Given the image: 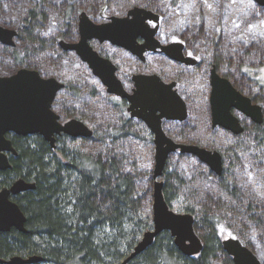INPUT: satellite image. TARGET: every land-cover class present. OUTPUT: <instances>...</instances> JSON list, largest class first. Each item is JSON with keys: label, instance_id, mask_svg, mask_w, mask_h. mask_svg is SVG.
Segmentation results:
<instances>
[{"label": "trees", "instance_id": "16d2710c", "mask_svg": "<svg viewBox=\"0 0 264 264\" xmlns=\"http://www.w3.org/2000/svg\"><path fill=\"white\" fill-rule=\"evenodd\" d=\"M163 2L171 10L174 29L187 36L189 42L195 43L204 36L217 53L224 42L220 50L227 55L235 45L232 54L238 66L264 63V23L259 24L253 13L237 15L234 25L226 31V3L214 0L216 6L210 8L212 19L210 12L204 11L202 5H194L193 0ZM82 6L89 8L92 3L90 0H0V19L18 29L17 46L0 47V63L8 60L31 63L33 56L37 58L38 53L43 54L54 44L55 31L61 23L66 31L70 29L74 10ZM216 26L220 32L219 41L215 42L207 35L206 27ZM262 91L255 96L263 106L262 123L250 125L242 139L223 154L224 170L220 176L201 166L188 173L180 165V159H188L189 155H172L170 158L178 160L172 162L169 158L166 162L164 198L171 208L193 215L194 230L203 242L201 252L193 257L184 256L169 232L163 231L127 264H232L221 246L217 230L221 224L245 238L246 245L264 264ZM130 132V124L125 120L103 123L93 139L105 146L93 152L76 148L71 137L66 138L58 153L52 152L39 136L34 139V147L19 138V154L11 159L12 167L6 173L35 181V188L16 199L26 216L28 231L0 232V256L40 254L52 264H120L140 240L142 230L152 226L142 214L150 192L144 180L145 172L124 150ZM243 152L248 154V161L240 156ZM242 161L262 169V176L255 184L243 180L242 173H235ZM199 176L207 183L198 186Z\"/></svg>", "mask_w": 264, "mask_h": 264}, {"label": "flooded vegetation", "instance_id": "af4514ba", "mask_svg": "<svg viewBox=\"0 0 264 264\" xmlns=\"http://www.w3.org/2000/svg\"><path fill=\"white\" fill-rule=\"evenodd\" d=\"M92 6L89 8L87 7H78L74 10V21L73 25L70 26L68 31L65 30V26L63 27V23L59 25L58 29L55 31L54 35V44L51 47H47L46 51L43 54L38 53V57L35 58L33 56L32 62L29 64L19 63L18 61H3L0 63V77L1 78H9L16 74L18 70L25 69V70H32L38 72L39 76L42 78H54L56 81L62 84V86L55 92L53 99L51 100L50 109L58 116V121L61 124H64L70 119H78L83 121L91 130L92 135L90 137H76L72 138L73 141H80V140H90L93 139V134L96 131L94 127H90L84 120L79 119L78 116L75 115L76 107L73 103H87L86 100H83L85 96H89L90 98L99 95L100 92H103L109 103H111L112 107L116 110L115 116L109 117V121L111 123H121L122 120L130 124V135H134L140 138L150 139L154 146L155 152V145L153 143L154 133L151 129L147 126L146 122L137 116H132L131 111L128 109L130 106V99L127 97H122L115 93H108L106 86H104L99 77L94 75L92 70L88 67L87 63L83 61L76 53V50L68 49V45L70 44H77L80 41V32H79V23L82 17V14L87 16V18L92 21L94 24H102L110 21V18L113 16L116 17H126L128 16V11L133 7L143 8L146 11L151 12V18H147L144 20L146 28L148 30H153V39L154 44L157 42V45L154 46L153 49L148 47H152L153 43L148 44V40L146 41L145 34L144 37L141 35H137L135 38V46L136 50L133 52L128 48L123 46H118L113 44L108 40L100 41L97 38H91L87 40V44L98 53L99 56L108 59L115 67V74L119 78L122 83L124 90L127 94L132 95L133 89L135 88L133 77L137 75H155L158 76L159 79L166 83L170 84L173 83L170 87V90L176 92V94L182 99L185 107V115L181 119L178 118H161V128L165 135L172 139L175 143L180 144H193L199 147L206 148L208 150H216L221 155L222 161V169L220 174H216L208 165L201 162L195 156L188 154V153H180L179 149L171 152L167 158V160L173 155H189L191 158L197 160V162L208 172L216 176H220L224 170V156L228 150L220 149L219 146H215L212 143L204 144L199 141H194L191 136L197 133V129L199 128L198 123H200V118H202V122L204 121L206 127L205 129L209 133H218L224 135L226 140L232 146V144L239 142L242 136L247 133V128L250 125H258V123L254 121L251 117L247 116L243 111L237 108L232 103H238L236 96L232 94L233 100L225 99L220 103L226 104L227 110L229 114H231L236 119V124H231L230 126H224L219 123H213V111H212V90H213V76H216L222 80H226L230 86L234 89L235 92L241 94L249 98L250 103L252 105H259L261 106L262 111V119H263V106L260 104L261 102L255 98L258 93H253L250 89L253 88L250 85V81L253 80L248 74L253 75L254 69L253 67L248 66H238L235 62L234 55L230 52L227 55L222 52L223 44H221L218 53L216 52V48L212 49L209 44H207V40L199 38L201 40L196 41L195 43L189 42V38L187 36H183L178 31L173 28V24L171 21V10L168 6L164 4V0H139V2H132V0H90ZM151 3H149V2ZM206 0H197L198 5H202L204 7V2ZM126 2L129 6L121 12H115V8L122 3ZM222 4L223 0H219ZM153 4V5H151ZM156 4V6H155ZM206 6V5H205ZM120 10V9H119ZM204 10V9H203ZM206 11V10H204ZM222 9L220 13H222ZM67 12V11H65ZM209 16V15H208ZM131 17V15H129ZM8 18V16H7ZM218 18V17H217ZM216 19V18H215ZM211 21L208 20L206 23ZM215 20H213V24ZM169 25L171 26V30L167 31L165 28H168ZM0 26L7 30H12L13 34L9 39V42H3L0 40V47L7 46L10 48H15L17 45L18 39V29L17 26L14 24H7L0 19ZM207 35H209L210 39L213 41H219V32L220 29L218 26L213 28H207ZM188 39H187V38ZM171 44H179L175 46L176 51L171 52L174 53V57H182L187 59L188 61H180L173 59L166 50ZM73 55L76 57L80 63L83 64L85 70L87 71L83 76V73L79 72V78H82L81 81L78 79H74L76 81L68 80L67 78L58 77L57 73L58 70L62 67L67 66L68 57ZM158 56L163 59L171 60L174 63L182 66L183 68L177 70L176 73L170 77V79L164 78L163 73L154 70H147L145 69L146 63H148L149 56ZM129 57L134 62V67L128 65V69L126 65L123 64L118 59ZM29 58V57H28ZM70 60V59H69ZM124 60V59H122ZM190 60V61H189ZM235 65V67H233ZM256 70V69H255ZM87 76V77H86ZM92 81V82H91ZM81 82V83H80ZM215 82H220L219 79H215ZM219 84V83H218ZM222 84V83H221ZM224 84V83H223ZM19 84L17 85V88ZM224 88L221 90H225L227 92V88L223 85ZM246 88V89H245ZM19 91V90H18ZM85 92V94H83ZM11 96L9 92V97ZM13 96V95H12ZM18 97V92H17ZM19 98V97H18ZM13 103V102H11ZM71 103V104H70ZM105 123V122H103ZM139 131V132H137ZM41 137L44 139L52 152L58 153L61 152L59 149L64 143H66L68 137L65 133L54 134V145L51 146L50 143L39 133H29L26 135L17 134L12 130H7L3 134V139L9 143V148L1 149L0 152L5 155L6 160L9 164L6 168H0V190L3 188L9 189L13 183L19 179H23L27 183H34L35 181L26 179L23 176L18 174H9L6 171L10 170L12 167L11 159L15 158L19 154V149L17 145L18 139H22L29 142L30 147H34V139L36 137ZM67 138V139H66ZM214 140V139H212ZM97 141V140H95ZM191 141V142H190ZM206 146H211L210 148ZM219 147V148H218ZM167 162V161H166ZM166 165V163H165ZM165 166L162 171V174L156 179L158 181L163 182L164 186V172ZM153 178V177H152ZM35 188V187H34ZM34 188H30L27 190H23L16 194L9 193L8 198L9 200L17 203L16 199L18 196L28 190H32ZM163 191V187H162ZM18 204V203H17ZM168 204V203H167ZM19 206V204H18ZM20 207V206H19ZM170 207V206H169ZM21 209V208H20ZM170 209L174 210L170 207ZM22 210V209H21ZM179 212V211H176ZM24 213V212H23ZM180 213H189V212H180ZM191 214V213H189ZM192 215V214H191ZM193 216V215H192ZM194 219V217H193ZM26 223V222H25ZM194 227V221H193ZM14 227H11L7 231H0V232H8ZM16 230V229H15ZM18 231V230H17ZM163 232V231H162ZM196 232V231H195ZM170 234V233H169ZM197 234V232H196ZM198 235V234H197ZM172 237V236H171ZM202 247L203 242L198 235ZM173 239V237H172ZM221 242V240H220ZM174 243V242H173ZM201 247V250H202ZM177 248V247H176ZM201 250L193 255H184L186 257H193L198 255ZM18 255L13 254L11 256ZM24 254L22 257H27L29 255H40V254ZM229 255V254H228ZM9 257H2V258H10ZM42 256V255H41ZM230 256V255H229ZM1 257V256H0ZM231 257V256H230ZM39 261L40 263L44 262ZM39 262H35L32 264H38ZM233 264V262H232Z\"/></svg>", "mask_w": 264, "mask_h": 264}, {"label": "water", "instance_id": "95a60500", "mask_svg": "<svg viewBox=\"0 0 264 264\" xmlns=\"http://www.w3.org/2000/svg\"><path fill=\"white\" fill-rule=\"evenodd\" d=\"M253 1L264 7V0ZM127 14L126 17L113 16L109 22L102 24H94L82 14L79 23L80 41L77 44L68 45V49L76 50V53L87 63L94 75L98 76L101 83L106 86L108 93H115L130 99L132 103L128 109L131 111V115L144 120L154 133L155 152L152 170L154 179L162 174L169 154L177 149L180 153L195 156L216 174H220L222 161L218 151L208 150L193 144L175 143L163 132L161 128L162 117L181 119L185 115L182 99L176 92L170 90L173 83L166 84L155 75H137L133 77L135 84L133 94L129 95L115 74L116 67L108 59L99 56L87 44L88 39L97 38L100 41L108 40L134 52L137 49L134 44L136 36L144 37L148 31L145 34V39L148 40V44L153 43L152 47H148L153 49L157 45V42L154 44L153 30H148L149 28H146L144 23L145 19L151 18L152 13L143 8L133 7ZM12 34V30L0 26V40L9 42ZM176 45L179 44H171L166 47L167 52H170L169 55L173 59L187 62L188 58L174 57V53H171L176 51ZM212 78L211 102L214 124L219 123L224 126L236 124V119L229 114L226 104L220 103L225 99L233 100L232 94L236 96L238 102L232 104L254 121L262 122L261 106L252 105L249 98L235 92L226 80L216 76ZM215 79H219L220 82H215ZM18 84L19 87L17 88ZM223 85L228 89L226 93L225 90H221L224 88ZM61 86L62 84L54 78H42L38 72L32 70L20 69L9 78L0 77V150L9 148V143L3 139V134L7 130L22 135L39 133L51 146L54 145V134L61 132L72 138L90 137L92 135V130L83 121L70 119L61 124L57 119L58 116L50 109V102ZM8 166L5 155L0 152V168L4 169ZM34 187V183H27L23 179H19L9 189L0 190V231H7L11 227L23 233L28 231L25 225V214L17 203L9 200L8 195L10 192L16 194ZM162 187V181H154L152 228L143 233L133 250L120 264H127L139 255L152 244L155 237L162 231L170 233L174 245L184 255H193L201 250V241L193 227V216L189 213H180L170 209L164 198ZM221 246L231 256L233 264H262L259 258L237 238L222 239ZM43 260L44 257L41 255H29L27 257L14 255L10 258L0 257V264H32Z\"/></svg>", "mask_w": 264, "mask_h": 264}, {"label": "rangeland", "instance_id": "374dc122", "mask_svg": "<svg viewBox=\"0 0 264 264\" xmlns=\"http://www.w3.org/2000/svg\"><path fill=\"white\" fill-rule=\"evenodd\" d=\"M132 2L133 3L139 2V0H132ZM193 3H194V5H198L197 0H193ZM223 3H226L227 8H228L227 9L228 10V16H227L226 31H229L230 27L234 25L235 19L237 18L236 16L239 14H242L243 16H245L246 14L251 12V13H253V15H255L259 24L264 23V7L259 6L253 0H223ZM207 4H209V6H207ZM128 6L129 5L126 2H124L115 8V12L116 13L121 12L124 9H126ZM214 6H216L214 0H206L204 2L203 8H204V10H206V12L207 11L210 12V8L211 7L213 8ZM210 16H211L210 18L214 19L213 14L211 12H210ZM173 25H169L168 28H165V30L170 31L171 26H173ZM173 28H174V26H173ZM232 47L234 48V50L237 48L235 45H232ZM232 50L230 51L231 53H233V51H234V50L233 51ZM70 56L71 57H68L70 60L69 59L67 60V62H68L67 66L59 69L57 76L67 78L68 80H72V81H76L77 79L79 81H81L83 76L85 75V73L87 71L85 70L83 64L80 63V61L76 57H74L73 55H70ZM149 57L150 58L147 61L148 63H146L145 69L154 70L156 72L159 71V72L163 73L164 78H166V79H170V77H172L176 73L177 70H179V69L181 70L183 68L182 66H179L178 64L174 63L171 60L163 59V58H160L158 56H152V55ZM122 59H124V60H122ZM118 61H120L121 63L123 61V64L126 65L127 69L129 68L128 65L132 66V67L135 66L133 64L134 61L129 57L120 58V60L118 59ZM244 66H248V65H244ZM233 67H235V65H233ZM249 67H253L256 69V70L254 69L255 72L253 75L248 74L251 78H253V80L250 81V83H249L250 85L253 86V88L250 89V91L253 93H259V94L261 93L262 94L263 93L262 90H264V63L254 64L253 66H249ZM81 71L83 73V76H82V78H79L78 73L79 72L81 73ZM74 79H76V80H74ZM83 94H85V92ZM261 99H263L262 101L264 102L263 96ZM83 100H86L87 103H73V105L76 107V112H75V115H73V116H78L79 119L84 120L90 127L95 126V128H98L103 124V122H111L108 120L109 117L115 116L116 110L112 107L111 103H109V101L107 100V98L105 97L103 92H100L99 95L92 97V98H90L89 96H85L83 98ZM201 119L202 118H200V123H198L199 128L197 129L198 130L197 133L195 135L191 136V138L194 139V141L202 142L205 145L206 144L209 145V143H212V141H213V144L215 146H219L220 149H223L224 147L227 150L231 149V146L228 143V141L226 140V137L224 135H221L218 133H209L205 129V127H206V125L204 124L205 122L204 121L202 122ZM137 132H139V131H137ZM212 139H214V140H212ZM73 144L76 145V148L84 149V150H87L90 152L98 151L100 149H103L105 146V144H102L98 140L95 141L94 139L80 140V141L78 140V141H74ZM206 147L210 148L211 146H206ZM124 150H125V153L128 155V157L135 160L139 169L142 172H145L144 180H146L148 182L150 192H149V195L147 196V202H145L143 207H142V214H143V216L147 217L151 221V218H152V194H153L154 181L156 180V179L152 178V170L154 167V146H153L152 141L150 139L140 138L139 136L136 137L134 135H130L126 138V141L124 142ZM240 156H242L243 157L242 159H244L245 161H248V154L246 152H243L242 155L240 154ZM170 159H171L170 161H172V162L178 160L175 157H172ZM180 165H182L183 168L188 173L192 172L193 168L196 167V169H199V167L201 166L200 164H198L196 159L191 158V157H189L188 159H180ZM237 169L238 168L236 167V169L234 170L235 173H237V174L242 173L243 176H242V174H240L241 178L243 180H246L247 183H251V184H255L259 180L258 178L260 176H262V172H263V171H261L262 169H260L259 167H256V165H250L249 166L248 162H247V164H245V162H243V161L241 164V168L238 170ZM196 181L198 183V186L204 185L207 183V180H205V179L201 180L200 176L196 177ZM198 188L202 189L203 187H198ZM227 199L230 200L228 197H227ZM151 223H152V221H151ZM233 225L235 227H237V225H235V224H233ZM152 226H153V224H152ZM152 226L149 228L143 229L141 232V236L143 235V233L146 230L151 229ZM247 226H248V224H247ZM232 229H233V227H232ZM217 230H218V234H219V237L221 240L228 238V237H233V238L239 239L241 241V243H243L245 246H247L246 245L247 240L245 238H241V236L239 237L235 233L234 230H231V228L229 229L226 226L221 224V225H218ZM249 234L252 235L253 232L249 231ZM251 235H249V236H251ZM249 249L255 254L254 250H252L251 248H249ZM16 254H18L20 256H24L23 253H16ZM38 264H52V263L49 261H44L42 263L39 262Z\"/></svg>", "mask_w": 264, "mask_h": 264}]
</instances>
